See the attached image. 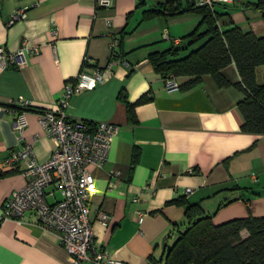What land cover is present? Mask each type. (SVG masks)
I'll list each match as a JSON object with an SVG mask.
<instances>
[{
	"label": "crops",
	"instance_id": "obj_1",
	"mask_svg": "<svg viewBox=\"0 0 264 264\" xmlns=\"http://www.w3.org/2000/svg\"><path fill=\"white\" fill-rule=\"evenodd\" d=\"M250 1L218 4L219 27L234 24L264 36V18L244 9ZM158 3L113 0L112 7L97 9L95 0H0V50L9 55L29 49L19 60L22 66L8 64L0 71V215L12 192L25 184L21 172L2 169L10 152L32 145L37 160L44 162L54 149L38 111L26 112V128L16 130L18 108L9 107L10 102L22 98L36 110L55 109L66 84L82 72L93 75L107 67L117 38L116 52L123 57L102 83L76 95L66 110L71 119L119 127L105 164L89 167L96 183L90 209L97 248L122 264L161 260L187 227L189 205H199L215 226L264 218V135L241 129L238 103L244 93L234 85L219 87L210 75L191 89L165 90L149 56L186 46L182 39L201 27L202 16L161 15L144 21L143 13ZM21 9H27L26 18L8 25ZM166 32L171 40L163 38ZM222 74L232 84L241 81L235 64ZM263 79L264 66L258 69V80ZM188 80L178 78L180 86ZM122 93L131 104L149 98L136 107L134 123ZM55 197L61 199L58 191ZM100 212L109 216L107 225L99 220ZM140 214L145 215L142 223ZM70 262L56 233L43 228L33 213L0 222V264Z\"/></svg>",
	"mask_w": 264,
	"mask_h": 264
},
{
	"label": "built area",
	"instance_id": "obj_2",
	"mask_svg": "<svg viewBox=\"0 0 264 264\" xmlns=\"http://www.w3.org/2000/svg\"><path fill=\"white\" fill-rule=\"evenodd\" d=\"M197 7H209L212 11L221 3H235L236 0H188ZM97 9H108L113 0H95ZM37 6L34 4L33 6ZM26 10L21 9L8 21L13 25L26 18ZM108 27L111 22H107ZM164 39L171 40L168 33ZM180 44L181 41H174ZM119 39L111 44L110 62L105 69H97L93 75L80 73L66 84L63 96L55 109L39 112V122L53 142L51 156L44 162L37 160L34 147L26 145L14 149L3 162L2 169L21 172L25 178L22 188L12 192L2 207L0 222L3 220H23L27 213H33L46 230L56 233L62 247L70 256V264H122L110 252L100 250L95 243L93 221L91 219L90 198L96 193L95 178L89 171L91 165L102 167L108 159L111 145L119 133L118 125L100 122L89 129L88 122L68 117L66 110L71 100L85 90H93L102 83L118 61L116 58ZM29 49L5 55L0 50V71L8 64L19 61ZM87 62V59H86ZM164 88L172 93L180 90L178 78L170 75L164 79ZM9 107L18 108L15 128L23 132L27 126L25 113L30 103L22 98L11 101ZM53 190L47 193V189ZM58 191L61 199L55 197ZM188 189L186 193H191ZM52 198V202L49 201ZM144 214H140L142 223ZM99 220L108 224L109 216L99 213Z\"/></svg>",
	"mask_w": 264,
	"mask_h": 264
},
{
	"label": "trees",
	"instance_id": "obj_3",
	"mask_svg": "<svg viewBox=\"0 0 264 264\" xmlns=\"http://www.w3.org/2000/svg\"><path fill=\"white\" fill-rule=\"evenodd\" d=\"M244 9L258 12L264 18V0L247 2ZM190 13L202 16L201 27L182 39L187 41L186 46L152 53L149 61L154 70L163 79L170 75L188 77L189 80L180 86L182 90L195 87L205 75L212 76L219 87H238L245 96L238 103L244 118L242 131L264 135V79L262 82L258 80V69L264 66V36L245 33L234 24L221 29L218 25L220 16L215 8L212 11L209 7H197L188 0L158 3L143 16L144 21H148L161 15L172 17ZM202 27H205L203 32ZM184 52H188L187 55L183 56ZM122 57L123 53L116 55L117 59ZM231 64H235L241 78L237 84H232L222 74ZM120 100L126 104L128 118L134 123L136 107L148 102L149 98L144 96L136 104H131L122 93ZM29 111L43 110L30 107L26 112ZM88 125L92 130L94 125ZM176 203L185 204L184 201ZM186 219L187 227L180 232L171 249L164 251L161 260L150 257V264H264V218L237 219L215 226L211 216L206 215L199 205H189ZM243 232L248 236L243 237Z\"/></svg>",
	"mask_w": 264,
	"mask_h": 264
},
{
	"label": "rangeland",
	"instance_id": "obj_4",
	"mask_svg": "<svg viewBox=\"0 0 264 264\" xmlns=\"http://www.w3.org/2000/svg\"><path fill=\"white\" fill-rule=\"evenodd\" d=\"M157 1H159L160 3H163V1L165 2L166 0H150V3H151V2L156 3ZM166 34H167V32L164 33L163 38L165 37ZM166 43H168V42H166Z\"/></svg>",
	"mask_w": 264,
	"mask_h": 264
},
{
	"label": "water",
	"instance_id": "obj_5",
	"mask_svg": "<svg viewBox=\"0 0 264 264\" xmlns=\"http://www.w3.org/2000/svg\"><path fill=\"white\" fill-rule=\"evenodd\" d=\"M170 249H171V247L169 246L167 250H170Z\"/></svg>",
	"mask_w": 264,
	"mask_h": 264
}]
</instances>
